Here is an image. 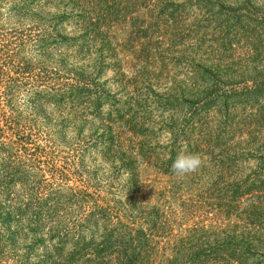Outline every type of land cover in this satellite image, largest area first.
<instances>
[{
    "label": "trees",
    "instance_id": "1",
    "mask_svg": "<svg viewBox=\"0 0 264 264\" xmlns=\"http://www.w3.org/2000/svg\"><path fill=\"white\" fill-rule=\"evenodd\" d=\"M95 1L109 5L116 0H81L86 5ZM126 1L119 0L120 13L114 7L112 13L96 8L83 15L84 7L79 6L77 15L76 24L80 19L84 31L100 35L101 28L131 21L127 44L140 47L132 53L136 63H121L117 53L102 59V64L115 69L116 95L121 96L111 100L114 117L110 113L108 123L102 125L106 130L102 137L108 144L127 150L125 154L137 156L120 158L123 170L129 169L133 187L138 181L133 168L138 169L142 162L153 164L169 182L154 204L145 195L136 196L137 191L127 206L90 203L93 194L86 189L70 188V198L58 191L57 201H70L83 217L75 219L73 229L66 237H57L54 245L51 240L59 233L49 234L48 245L43 239L36 241L45 245L42 255H34L36 264H249L263 260L264 0ZM192 10L212 20H224L218 25L223 34L209 47L210 53L217 51L220 60L224 52L238 48V58L253 67L254 74L220 75L218 69L224 63L218 60L203 66L204 75L212 80L209 91L168 87L170 63L163 65L157 51L176 49L178 38L173 33L179 36ZM170 25L172 33L163 31ZM231 32L241 38L235 42L229 38ZM107 38L106 33L101 38L104 46L109 44ZM189 80L204 82L197 77ZM189 105L195 107L191 113L180 112L175 118L176 108ZM155 113L159 123L151 120ZM163 133L166 135L160 137ZM162 138L164 143H160ZM9 144L0 143L4 154L12 149ZM25 144L20 146L25 149ZM180 151L199 154L203 169L185 177L173 174L171 165ZM14 176L7 168L0 169V182ZM42 200L54 201L55 208L56 190L43 193ZM46 206L44 203L43 208ZM12 213L6 214L7 221L24 220L19 219L20 209ZM55 218V213H48L34 223H54ZM2 240L0 235V248ZM11 257L0 249V264H9Z\"/></svg>",
    "mask_w": 264,
    "mask_h": 264
},
{
    "label": "rangeland",
    "instance_id": "2",
    "mask_svg": "<svg viewBox=\"0 0 264 264\" xmlns=\"http://www.w3.org/2000/svg\"><path fill=\"white\" fill-rule=\"evenodd\" d=\"M108 4L95 1L86 5L81 0H0V143H10L12 148L8 154L0 149L4 154H0L4 163L0 169L7 168L16 175L1 178L0 182L3 239L0 249L13 255L9 264H19L18 261L36 264L34 255H42L45 250L44 243L36 241L43 239L48 245L49 234L59 233L51 240V246L54 245L57 237L64 238L73 229L75 219L83 217L70 201H57L58 191L70 198V188L86 189L93 194L89 202L99 206H127L137 191L136 196L145 195L154 204L169 182V177L155 170L153 164L142 162L138 169L133 168L138 174L133 187L129 169L123 170L120 158L137 156L125 154L127 150L108 144L102 137L106 131L102 125L108 123L110 113L114 117L111 100L121 97L116 95L119 89L114 82L115 69L102 64V59L117 53L121 63H136L132 53L140 50L127 44L131 21L101 28V35L90 29L84 31L80 19L76 24L79 6L84 7L83 15L96 8L112 13L110 10L116 7L122 12L119 0ZM186 17L189 20L179 36L173 33L178 38L176 49L168 51L163 46L157 52L163 65L170 63L168 87L178 91L199 88L209 91L212 80L204 75L203 66L219 60L217 51L211 54L209 47L223 34L218 25L224 20H212L195 10ZM180 25L182 22L177 27ZM168 27L163 31L172 33V25ZM105 33L109 43L106 46L101 42ZM233 35L231 32L229 38L235 42L241 38ZM240 56L241 50L235 47L224 52L219 60L224 63L218 69L219 74L235 77L254 74L253 67L242 62ZM195 77L204 82L189 80ZM202 83L205 84L200 87ZM194 108L193 105L176 108L175 118L180 112L188 115ZM156 116L153 114L151 120L159 123ZM23 142L26 150L20 146ZM160 143H164V138ZM51 190H56L55 208L54 201L42 200L43 193ZM44 203L47 206L43 208ZM17 209L22 212L19 219L24 220L7 221L6 214L13 211L15 215ZM48 213H55L54 223H34ZM29 224L31 230L27 228ZM30 252L33 255H28ZM249 264H264V259Z\"/></svg>",
    "mask_w": 264,
    "mask_h": 264
},
{
    "label": "clouds",
    "instance_id": "3",
    "mask_svg": "<svg viewBox=\"0 0 264 264\" xmlns=\"http://www.w3.org/2000/svg\"><path fill=\"white\" fill-rule=\"evenodd\" d=\"M202 164L199 154L180 151L171 165V171L177 176H186L195 173Z\"/></svg>",
    "mask_w": 264,
    "mask_h": 264
}]
</instances>
